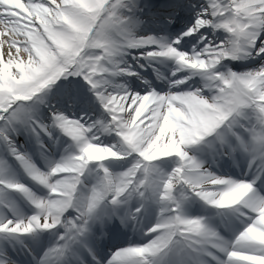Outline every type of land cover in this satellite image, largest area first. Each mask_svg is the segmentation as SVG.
Instances as JSON below:
<instances>
[{"label":"snow or ice","instance_id":"obj_1","mask_svg":"<svg viewBox=\"0 0 264 264\" xmlns=\"http://www.w3.org/2000/svg\"><path fill=\"white\" fill-rule=\"evenodd\" d=\"M0 38V264H264V175L210 170L264 173V0H0ZM128 57L171 62L169 90L110 84L140 79ZM54 131L73 151L42 170L18 139L47 152Z\"/></svg>","mask_w":264,"mask_h":264},{"label":"bare ground","instance_id":"obj_2","mask_svg":"<svg viewBox=\"0 0 264 264\" xmlns=\"http://www.w3.org/2000/svg\"><path fill=\"white\" fill-rule=\"evenodd\" d=\"M137 35H166V33H163V32L157 33V32H153L150 30H146L145 27L142 25L137 30ZM174 38H175L174 36H169V40L174 39ZM0 39H2V38H0ZM134 54L138 55V53H134ZM127 60L129 63L132 64L133 70L139 72V75L141 78L139 80V82L135 83L134 79L132 77L121 76V77H117L114 79L110 78L109 79L110 84L124 85L129 90L137 91V92H140L138 90L142 91V87H144V86H145V88H143V89H148L149 86H151V88H154L155 90L161 89L158 92H167L169 90L168 78L170 77L171 71L174 70V65L171 62H154L152 67H146V70H141L137 66V62L132 61L131 57H128ZM140 63H144V62L140 61ZM230 66H233L236 70H241L236 65H230ZM150 74H153V76H154V79L153 80L151 79V81L149 79ZM158 76L160 77V79L157 78ZM142 80L148 81V84L142 83ZM63 84L67 85L66 83H63ZM109 90H111V89H109ZM56 91H57V89L54 88L52 90V93L48 94V96L45 99V103H47L46 100H48L50 97H52L53 93H55ZM82 92H85V95H89V97H90V95H92V94H89V92L86 89L78 90L74 95H76L78 101H80L82 99V102L73 103L67 95H60L57 97L56 101H53L52 103H55L57 105V107L60 108L61 110H62V107L64 108V106L65 107H72V106H74V104H75V106L80 105L79 109L85 110V113H82V116L87 117V114H86V112H87V113H90V117L93 118V120H94V118H95V120L104 118V114H103L102 110L100 109L99 104L96 102L95 97L91 96L90 97L91 100L88 98L87 99L88 104H86L85 103L86 99L84 97V94L82 95ZM65 97H68V99H65ZM66 100H69L68 102H70V104L64 105V102ZM46 111L47 110H45V108L43 106H41L40 113L44 114V113H46ZM67 113H68V110H67ZM68 115H70V114H68ZM72 117L74 118V116H72ZM46 122H50V120L46 121ZM104 139L109 141L112 139V137H104ZM44 141L46 144L49 145V147H51L53 152H56L57 158H55L54 156H51L49 158H43V157L38 158L40 164H42L43 167L47 166L49 161H58L61 159L62 156L67 155V154L72 152L70 150H68V151L61 150V142L57 138H54L53 141H48L47 138L45 137ZM31 144L33 147H36V145L34 144L33 141H31ZM21 145H23L22 151H26L27 154L32 158V160L38 166V163H37L38 160H36L31 155V153L28 151L29 147H26L24 145V143H21ZM210 162H211V157H209L208 163H210ZM208 163H206V166H208ZM257 164H259V162H257ZM210 170L215 171L218 175H222L225 173H227L228 175L234 174V175H232L234 178L243 177L245 179H254L256 175H264V173L261 172V168L258 167L257 165H254L252 170L249 171L247 161L246 160H239V159L237 160L235 165L232 164L231 161H228L226 166H225V162L223 160H220L215 164H211ZM20 172H21V175L23 176L22 170H20ZM263 193H264V189H263ZM193 207L199 208V205L198 204L193 205ZM200 210H202V211L205 210L207 212V214H205V215L210 216V218H212L213 220H219L220 219L219 216L215 215V210H213V209H200ZM151 219H153V217L151 215H149L148 217L145 218V223L149 222ZM128 232L130 234H135V232H132L131 230H129ZM138 237L141 240H143L144 239L143 233L138 231Z\"/></svg>","mask_w":264,"mask_h":264},{"label":"rangeland","instance_id":"obj_3","mask_svg":"<svg viewBox=\"0 0 264 264\" xmlns=\"http://www.w3.org/2000/svg\"><path fill=\"white\" fill-rule=\"evenodd\" d=\"M65 83H68V81H65ZM171 170V169H170Z\"/></svg>","mask_w":264,"mask_h":264}]
</instances>
